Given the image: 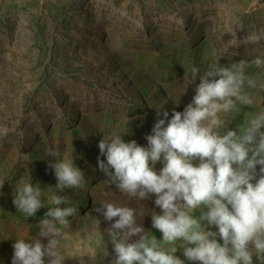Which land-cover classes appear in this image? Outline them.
<instances>
[{
    "label": "rangeland",
    "instance_id": "obj_1",
    "mask_svg": "<svg viewBox=\"0 0 264 264\" xmlns=\"http://www.w3.org/2000/svg\"><path fill=\"white\" fill-rule=\"evenodd\" d=\"M260 31L264 0H0V264H11L15 238L38 234L47 208L26 217L12 202L13 190L31 176L45 195L55 191L49 149L73 152L85 175L83 187L60 193L77 209L59 238L65 264H111V221L96 211L105 200L136 209L137 223L159 240L151 223L152 212H160L155 195L138 200L108 183L97 163L99 140L121 132L146 146L157 111L171 116L191 101L188 70L217 59L248 60L257 79L249 90L255 105L239 106L229 127L243 123L264 105V66L251 63L264 53V41L227 52L225 46L231 32L243 40ZM161 167L157 162V172ZM89 248L95 255L86 254ZM176 255L184 258L181 249Z\"/></svg>",
    "mask_w": 264,
    "mask_h": 264
},
{
    "label": "clouds",
    "instance_id": "obj_2",
    "mask_svg": "<svg viewBox=\"0 0 264 264\" xmlns=\"http://www.w3.org/2000/svg\"><path fill=\"white\" fill-rule=\"evenodd\" d=\"M231 34L225 52L230 46L264 41V31L249 33L243 40ZM219 60L203 70L195 65L188 70L187 85H195L191 101L183 111L173 108L171 116L168 110L157 111L146 146L125 141L121 132L103 134L99 140L97 163L107 182L138 200L154 194L160 209L151 214L152 227L162 234L158 240L137 223L133 207L100 203L96 211L111 221V264H254V258L264 264V105L249 111L243 123L229 127L239 106L255 105L249 90L258 82L247 71L248 60L226 65ZM251 63L264 66V53ZM48 154L55 157L49 161L57 181L49 188L55 191L45 195L31 176L15 182L12 202L19 213L33 217L42 207L47 211L36 237L14 239L11 264H65L59 238L77 209L60 193L83 187L85 175L73 152L49 149ZM157 162L162 165L158 172ZM4 182L0 178V188ZM178 249L183 259L176 255ZM95 252L86 250L90 256Z\"/></svg>",
    "mask_w": 264,
    "mask_h": 264
}]
</instances>
